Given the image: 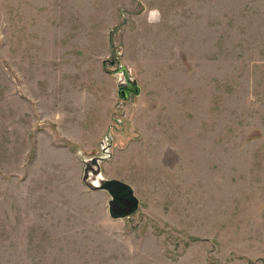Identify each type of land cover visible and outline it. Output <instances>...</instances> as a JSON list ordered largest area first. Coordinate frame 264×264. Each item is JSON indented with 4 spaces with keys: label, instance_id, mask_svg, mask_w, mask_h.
I'll use <instances>...</instances> for the list:
<instances>
[{
    "label": "rangeland",
    "instance_id": "374dc122",
    "mask_svg": "<svg viewBox=\"0 0 264 264\" xmlns=\"http://www.w3.org/2000/svg\"><path fill=\"white\" fill-rule=\"evenodd\" d=\"M0 264H264V0H0Z\"/></svg>",
    "mask_w": 264,
    "mask_h": 264
},
{
    "label": "water",
    "instance_id": "95a60500",
    "mask_svg": "<svg viewBox=\"0 0 264 264\" xmlns=\"http://www.w3.org/2000/svg\"><path fill=\"white\" fill-rule=\"evenodd\" d=\"M124 83H126L125 86ZM124 83H120L117 86V96L122 100L126 99L130 93H136L134 82L125 81ZM97 184L98 186H94L97 187L95 190L106 191L110 197V200L107 203V211L111 218H125L135 212L137 209V200L127 185L115 180L104 181L101 185L100 182Z\"/></svg>",
    "mask_w": 264,
    "mask_h": 264
},
{
    "label": "clouds",
    "instance_id": "9594fccd",
    "mask_svg": "<svg viewBox=\"0 0 264 264\" xmlns=\"http://www.w3.org/2000/svg\"><path fill=\"white\" fill-rule=\"evenodd\" d=\"M151 16L159 17L160 13L158 10H153L152 13H150Z\"/></svg>",
    "mask_w": 264,
    "mask_h": 264
}]
</instances>
